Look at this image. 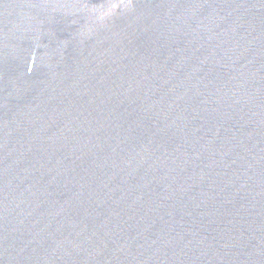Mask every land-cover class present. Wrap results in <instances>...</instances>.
<instances>
[{
  "label": "water",
  "instance_id": "95a60500",
  "mask_svg": "<svg viewBox=\"0 0 264 264\" xmlns=\"http://www.w3.org/2000/svg\"><path fill=\"white\" fill-rule=\"evenodd\" d=\"M0 264H264V0H0Z\"/></svg>",
  "mask_w": 264,
  "mask_h": 264
}]
</instances>
